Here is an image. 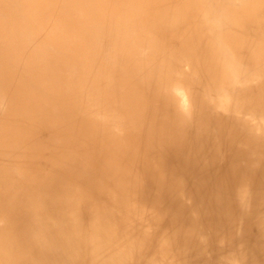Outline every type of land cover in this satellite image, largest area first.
Returning <instances> with one entry per match:
<instances>
[{
	"label": "bare ground",
	"instance_id": "bare-ground-1",
	"mask_svg": "<svg viewBox=\"0 0 264 264\" xmlns=\"http://www.w3.org/2000/svg\"><path fill=\"white\" fill-rule=\"evenodd\" d=\"M241 45L264 53V0H0V264L205 263L212 176L189 141L144 129L140 100L153 82L187 110L167 46L234 84Z\"/></svg>",
	"mask_w": 264,
	"mask_h": 264
},
{
	"label": "rangeland",
	"instance_id": "rangeland-1",
	"mask_svg": "<svg viewBox=\"0 0 264 264\" xmlns=\"http://www.w3.org/2000/svg\"><path fill=\"white\" fill-rule=\"evenodd\" d=\"M168 47L163 52L168 59L167 64H173V72L170 74L174 77L181 75L180 79L187 82L189 106L184 113L177 105L172 109L165 108L162 100L166 98L155 95V91H160L161 87L152 82L148 97H140V102L148 106V110L143 111L144 114L138 121L146 123L144 129L147 132L161 129L174 138L189 141L192 146V161H203L205 166L201 167V171L204 169L207 175L212 176L216 192V221L212 223V227L206 222L195 226L203 236L200 239L205 260L203 264H211L210 261L215 264H229L231 261L251 264L249 259L253 257H259L257 264H264V228L255 222L264 214V119L259 118L264 117V69L261 70L264 53L252 48L250 50L246 46L249 54L244 56V45L240 46V51L234 48L236 51H233L230 61L240 68V75H237L239 79L233 84L216 76V84L208 75L206 78V75L198 74L185 66L179 65L177 68L175 61L180 56L172 54L169 51L172 47ZM218 55L221 57V54ZM217 65L218 59L216 68ZM225 83L228 84L223 86ZM248 90L255 91V95L250 97L244 94L249 93ZM135 97L136 95L134 103ZM244 107H248L246 111ZM257 133H261L260 137ZM45 135L39 136L33 144L36 146L37 142V147L44 146L48 141ZM256 136L258 140L254 142Z\"/></svg>",
	"mask_w": 264,
	"mask_h": 264
}]
</instances>
